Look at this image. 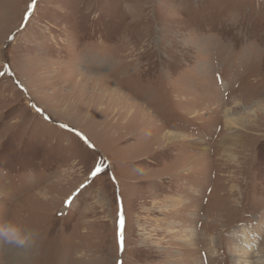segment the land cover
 <instances>
[{"label":"rangeland","instance_id":"obj_1","mask_svg":"<svg viewBox=\"0 0 264 264\" xmlns=\"http://www.w3.org/2000/svg\"><path fill=\"white\" fill-rule=\"evenodd\" d=\"M239 261L264 264V0H0V264Z\"/></svg>","mask_w":264,"mask_h":264},{"label":"bare ground","instance_id":"obj_2","mask_svg":"<svg viewBox=\"0 0 264 264\" xmlns=\"http://www.w3.org/2000/svg\"><path fill=\"white\" fill-rule=\"evenodd\" d=\"M242 252H243V254L240 256V258H242V257L245 258V254H246L245 252H246V251H242ZM239 254H240V253H239ZM44 256H45V255H44ZM242 259H243V258H242ZM246 259H247V258H246ZM237 263H238V262H237ZM237 263H236V264H237ZM241 263H242V264H243V263H245V264H252V262H250V261H247V262H244V261H241V262H240V261H239V264H241Z\"/></svg>","mask_w":264,"mask_h":264}]
</instances>
